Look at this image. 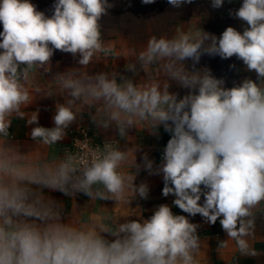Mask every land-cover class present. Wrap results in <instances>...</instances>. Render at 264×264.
Wrapping results in <instances>:
<instances>
[{"label":"clouds","instance_id":"1","mask_svg":"<svg viewBox=\"0 0 264 264\" xmlns=\"http://www.w3.org/2000/svg\"><path fill=\"white\" fill-rule=\"evenodd\" d=\"M167 2L179 8L193 0ZM224 3L211 0L216 9ZM111 7L109 0H55L49 17L31 0H0V264H200L199 225L169 205H159L148 219L114 213L136 196L148 197V185L134 183L140 169L134 150H121L115 141L103 148L77 141L75 153L55 155L54 146L84 106L95 108L94 123L104 129L114 124L120 137L133 127L155 135L163 126L171 138L162 163L154 168L147 154L142 157L150 175L162 174V195H173V204L189 216L199 214L213 225L219 220L228 237L219 241V252L232 242L236 254L257 256L255 219L264 214V0H242L230 10L246 24L242 33L227 27L217 38L193 27L172 37L151 36L124 56L144 72L139 83L84 70L112 52L100 24ZM56 50L79 56L81 67L41 85L37 77L41 69L50 71ZM202 54L236 56L257 79L226 88L206 69L189 71L184 62L191 60L195 69ZM136 63L126 70L135 73ZM169 80L188 94L178 98ZM54 90L65 95V103L56 105L55 126L33 127L30 135L40 148L21 151L9 140L12 118L27 115L29 125H38V112L23 109L36 94ZM44 188L112 200L116 207L74 206L65 219L62 205L46 198Z\"/></svg>","mask_w":264,"mask_h":264},{"label":"crops","instance_id":"2","mask_svg":"<svg viewBox=\"0 0 264 264\" xmlns=\"http://www.w3.org/2000/svg\"><path fill=\"white\" fill-rule=\"evenodd\" d=\"M36 5L38 11L44 12L46 16L53 14L52 5L55 0H31ZM113 5L108 9L107 15L100 20L102 38L111 41L112 52L101 56L99 60L91 62L85 71L89 75L97 73H115L118 82L120 78L133 80L139 83L145 78L144 72L140 65L131 57L133 50H139L144 47L148 39L155 35L157 37L165 35L174 36L177 32L196 27L203 32L221 36L227 27H233L237 31L243 32L246 24L234 16L230 15V10H238L242 0H225L221 8H213L211 0H193L192 3H185L181 7L171 6L167 0H155L152 4H143L142 0H109ZM0 31H3L0 25ZM79 56L74 57L70 53H63L59 50L54 52L50 62V71L40 70L37 77L41 85L51 83L55 76L70 69H79ZM136 63V72L126 70V65ZM185 67L189 70H208L211 74L224 80V87L231 88L238 85L245 78L256 80L255 72H249L243 62L233 56L229 59H222L218 55L202 54L199 63L186 60ZM170 84L169 91L178 94L182 98L188 94V89L179 86L175 81H168ZM49 87H51L49 85ZM65 103V95L58 91H53V95H46L40 92L35 95L32 103L27 105L23 110L26 114L38 112V125L27 123L25 118L13 117L9 128V140L16 144L21 151L28 152L40 148V145L31 138V130L36 126L46 128L54 127L53 117L56 114V105ZM79 103V102H78ZM95 115V108L84 106L77 114L76 120L65 130V137L56 143L55 155L60 156L61 148L68 143V132L77 129L80 126H93L99 134L108 140H116L121 150H134L136 164L140 165L138 173L135 175L134 183L139 186L146 183L149 188L147 199L136 196L131 200L128 207H117L114 213L120 216L130 215L127 219L141 220L150 218L154 211L161 204H167L175 215H185L191 223L199 225L197 234L201 240V253L199 256L200 264H264V214H257L255 219V240L252 241L253 247L259 253L257 256H242L236 254L234 243L230 242L229 248L218 251L219 241L227 240L226 233L222 230L219 220L216 224L207 223L199 214L192 217L182 212L173 204L175 197L169 195L164 197L162 189L164 187L162 174L150 175L144 169L142 157L147 154L152 160L154 168L162 163V156L171 134L166 132L163 126L156 129L157 134L147 129L130 128L127 130L125 137H120L116 126L113 124L107 129L99 127L93 122L92 117ZM135 172L136 170L133 169ZM35 187V186H34ZM46 198L52 199L62 205V211L65 219L70 218L75 206L76 211L87 208L89 211L95 210L99 205L112 211L116 207L115 201H92L87 195L77 192L72 195H65L60 191H53L47 188L42 189ZM204 197H201L202 204ZM123 220V218H122ZM111 239V237H108Z\"/></svg>","mask_w":264,"mask_h":264},{"label":"built area","instance_id":"3","mask_svg":"<svg viewBox=\"0 0 264 264\" xmlns=\"http://www.w3.org/2000/svg\"><path fill=\"white\" fill-rule=\"evenodd\" d=\"M69 141L61 148L62 157L65 152L75 153L76 152V142L79 141L81 143L87 141L91 147L95 148L97 146L103 148L105 143H111L115 141L117 146L119 147V143L116 140H108L103 138L97 129L93 126H80L77 129H72L68 132ZM120 148V147H119Z\"/></svg>","mask_w":264,"mask_h":264}]
</instances>
